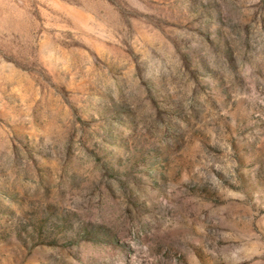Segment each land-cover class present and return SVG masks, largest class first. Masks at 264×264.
<instances>
[{
	"label": "rangeland",
	"instance_id": "rangeland-1",
	"mask_svg": "<svg viewBox=\"0 0 264 264\" xmlns=\"http://www.w3.org/2000/svg\"><path fill=\"white\" fill-rule=\"evenodd\" d=\"M0 264H264V0H0Z\"/></svg>",
	"mask_w": 264,
	"mask_h": 264
}]
</instances>
